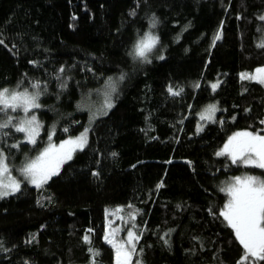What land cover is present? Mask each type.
Returning <instances> with one entry per match:
<instances>
[{"label":"trees","instance_id":"trees-1","mask_svg":"<svg viewBox=\"0 0 264 264\" xmlns=\"http://www.w3.org/2000/svg\"><path fill=\"white\" fill-rule=\"evenodd\" d=\"M260 17L264 0H0V89L37 84L38 117L55 125L54 142L84 126V94L124 74L85 147L42 188L23 184L0 198V264H93L90 247L95 264H114L103 238L111 209L139 236L131 264H238L244 249L220 216L219 184L241 169L264 179V170L216 153L235 130L264 135V85L239 76L264 66ZM153 18L159 44L150 62L134 61L129 53ZM169 86L183 91L171 95ZM207 102L218 111L196 132ZM44 135L45 126L35 143L22 141L10 125L0 151L31 159Z\"/></svg>","mask_w":264,"mask_h":264},{"label":"snow or ice","instance_id":"snow-or-ice-1","mask_svg":"<svg viewBox=\"0 0 264 264\" xmlns=\"http://www.w3.org/2000/svg\"><path fill=\"white\" fill-rule=\"evenodd\" d=\"M260 19L264 20V17H260ZM156 23V19L153 18L150 21L149 30L145 31L134 43L129 53L134 61L150 62L148 55L159 44V37L151 31V29L155 28ZM219 39L220 34L217 33L215 40ZM215 40L213 43H215ZM163 58V56L159 57V59ZM60 71L62 72L63 68ZM257 71L264 73V69H258ZM241 78L254 79L255 77L241 74ZM118 79L123 80L124 74H121ZM260 82L264 83V79H261ZM218 83L211 85L213 90L217 88ZM196 86L199 87V85ZM32 87L38 88V85L33 84ZM106 88L108 91L105 92V103L100 111L102 115H106L107 109L113 107L111 93L116 91V84L113 78H108ZM168 91L171 95H179L183 89L177 88L174 90L169 86ZM39 96V91L29 93L27 91H10L9 89L0 90V113H6L8 110L15 111L22 109L24 113L28 114L31 109L41 107L37 102ZM216 111V105L206 106L205 110L201 113V120H211ZM95 115L94 113L93 118ZM10 125L14 126L16 131L25 133L29 143L36 142L40 124L35 115L26 116L17 123H14L13 117L9 116L7 120L0 122V130ZM197 130H202V126L198 125ZM87 131L88 129H85L80 136L62 141L59 146L49 144L48 148L44 149L36 158L28 161L19 169L24 180L37 188H42L51 177L59 173L61 165L72 159V154L76 150H82L85 147L87 144ZM49 140H51V135L49 136ZM13 147H16V145H13ZM216 155H227L234 164L243 162L245 165L264 169V135L246 131L234 133ZM93 175H97V173H93ZM20 187L21 181L11 175L6 163V157L0 151V198L19 191ZM157 187H162V184L157 185ZM221 190L227 191L229 200L220 211V216L234 230L236 239L244 249V255L238 264H244V262H247V264H257V262L264 261V179L253 176L234 177L233 182L226 189ZM116 211H120V209ZM130 215L134 219L135 213H131ZM117 231L119 229L113 228L111 236L114 237ZM90 233L91 229L84 236L86 243H90ZM104 239L115 249L116 264H130L131 256L136 251L135 243L139 240L138 235L129 230L126 241L116 242L106 232ZM165 243H167V240H165ZM0 247H2V243H0ZM89 251L93 256V264H95V256H98L99 253L91 247ZM136 264H140V262L136 261Z\"/></svg>","mask_w":264,"mask_h":264},{"label":"rangeland","instance_id":"rangeland-1","mask_svg":"<svg viewBox=\"0 0 264 264\" xmlns=\"http://www.w3.org/2000/svg\"><path fill=\"white\" fill-rule=\"evenodd\" d=\"M258 69H264V66H258V67H255L252 70H242V71L239 72V76L241 77V74H247L248 76L255 77L254 79H251V80L257 81V82H259V83L264 85V83L260 82L261 79H264V73L258 72L257 71ZM109 77L113 78V81H114V83L116 84V87H117V85H118V83L120 81L118 79L120 77L119 74H116V73L115 74H110V75L106 76V78L103 80V82L100 84V86H98L96 89L90 90L88 93L84 94V96L81 98V100L78 101V104H79V107L81 109H83V110H85L87 112V119L85 121V124H84V126L82 127V129L78 133H76L74 135H70V136H68V137H66V138H64L62 140H59V141H56V142L53 141L54 140L53 139V135L56 132L55 125L51 124L50 122L47 123V125H44V121L42 119H39V117H38V109H31L28 114L24 113L22 109H17L15 111L10 110L8 115L13 117L14 123L19 122L20 120L24 119L26 116L30 117L31 115H35L37 121L40 124L37 136L40 133L43 132L44 126H45V135H44L45 142L40 146L39 150L36 152V154L31 159L22 160L20 162H18L15 159H13V160L11 159L12 161L11 160L8 161L6 159V163H7L8 167H9L11 175L14 178H16L17 180L21 181V185L30 184L26 180H24L23 176L21 175V173L19 171V169H21L24 166L25 163H27L28 161L36 158L44 149L48 148L49 144H52V145H55V146H59L62 141L69 140V139H74V138L80 136L81 133H83L85 131V129H89L91 123L97 117L102 115V114H100V111L103 108V105L105 103V92L108 91V89L106 88V81L108 80ZM217 82H219V78L218 79L215 78L213 80H210L208 82V85L210 86V88H212L211 85L214 84V83H217ZM3 89H9L10 91H18V92L27 91L29 93H34V92L38 91L35 88H21V89L2 88L0 90H3ZM113 93L114 92L111 93L112 104H113ZM208 105H216L217 111H218V106H217L216 102H207V103H205L200 108V110L197 112V114H196L197 118H198L196 126H195V131L196 132H198V130H197L198 129V125L203 127V125L207 121H212V120L215 119L217 111L214 113L213 118L211 120H207V119L201 120V113L205 110L206 106H208ZM107 111H108V109H107ZM94 113L96 115L93 118V114ZM245 131L246 132H250L248 130H235L228 136V138L233 136L234 133L245 132ZM251 133H253V132H251ZM50 135H51V140H49V136ZM86 135L88 136V131H87ZM37 136H36V138H37ZM228 138L225 140V142L222 144V146L218 149V152L223 148L225 143L228 141ZM22 141H28L26 139V134L25 133H24V138L22 139ZM240 164L242 166H244V167H251L252 166V165H245L243 162H240ZM244 176H253V177H258L260 179H263V178L257 176L256 174L251 173L247 169H241L238 172L229 173L225 178H223L221 180L220 184H219L220 188L221 189H226L228 187V185L233 182V178L234 177H244ZM30 185H32V184H30ZM224 192H226V195H227L226 202H225V204H226L228 202V200H229V196H228L227 191H224ZM115 207L120 209V205H116ZM113 228L119 229V231L116 232L114 237L111 236V232H112ZM129 230H131V231H133L135 233V230L133 229V226H132V223H131V221L129 219V216L123 215L121 213H117V212L113 211L112 209L106 211L103 238L105 237V233L108 232L109 237L114 239L116 242H124V241H126L128 239V231ZM133 255H134V253L131 256L130 264H131V262L133 260ZM113 257H114V264H116V257H115V249L114 248H113Z\"/></svg>","mask_w":264,"mask_h":264}]
</instances>
